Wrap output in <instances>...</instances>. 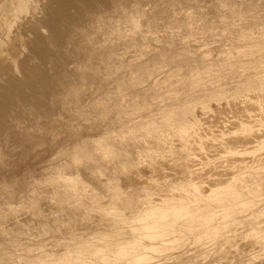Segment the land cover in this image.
I'll list each match as a JSON object with an SVG mask.
<instances>
[{"label":"rangeland","instance_id":"obj_1","mask_svg":"<svg viewBox=\"0 0 264 264\" xmlns=\"http://www.w3.org/2000/svg\"><path fill=\"white\" fill-rule=\"evenodd\" d=\"M71 3L73 9L65 10L56 36L57 47L45 45L36 52L42 68L32 73L31 83L21 88L0 75V264H23L19 260L29 249L39 253L47 241L70 240L74 231L65 225L85 214L93 195L107 201L109 181L122 178L125 166L137 167L157 154L155 140L162 137L164 112L264 75V49L251 55L247 47L264 42V0ZM135 18L137 28L132 25ZM244 47L249 49L242 55ZM214 113L201 116L218 132L222 114ZM144 129L158 130L150 135ZM103 147L110 151L108 159L102 157ZM71 176L93 187V193L71 189ZM245 216L240 214L243 220ZM249 222L215 237L189 233L180 246L153 253L148 262L103 264H264V249L259 254L256 249L237 250L244 247ZM228 239L233 245L224 244Z\"/></svg>","mask_w":264,"mask_h":264},{"label":"bare ground","instance_id":"obj_2","mask_svg":"<svg viewBox=\"0 0 264 264\" xmlns=\"http://www.w3.org/2000/svg\"><path fill=\"white\" fill-rule=\"evenodd\" d=\"M71 2L72 0H0V75L21 88L31 83L32 73L42 68L36 61V52L45 45H53V49L57 47L56 36L62 29L65 10L73 9ZM132 21L131 24L137 28L138 20L135 18ZM255 42L257 43L246 44L250 49L244 47L242 50L249 49L251 55L262 52L264 42ZM232 49H228V53ZM239 50L241 48L237 51ZM244 54L246 50L242 55ZM195 76L194 79L199 78ZM199 81L196 80V83ZM211 111L222 114L218 121L222 124L217 125L219 129L216 133L213 132L215 129H210L209 121L201 116H206ZM164 113L162 121L157 118L162 123L161 128L159 127L162 137L157 135L158 138H155L156 156L150 157L145 163H137V167L125 166L122 178L109 181L107 201H101V197L93 195L90 204L86 205L85 214L76 216V220H70L65 225L67 229L74 231L70 240L47 241L45 248L39 253L29 249L25 257L19 260L20 263L148 262L153 258V253L159 255V252H166L168 248L180 246L189 233L199 231L200 236L215 237L222 235L224 229L231 226L238 229V224H244L248 220L251 222L244 235L246 242L244 241V247H238L237 250L256 249L258 254L261 253L264 249V75L238 85L233 91L212 90L190 104ZM226 116L231 118L225 119ZM233 117L234 121H230ZM153 124L155 128L156 125ZM142 128L149 129L146 126ZM146 129L143 133H149L150 130ZM153 130L151 129V133ZM156 130L158 129L154 131ZM122 135L124 137L125 134ZM142 137H139L140 141ZM174 139L177 144L173 142ZM99 145L101 147L100 143ZM109 149L104 150L103 156L101 154L103 159L110 156ZM151 152L149 154L152 155ZM163 152H168L169 158ZM144 154L149 156L145 151ZM118 155L114 157L118 158ZM91 157L90 160L95 161ZM248 157L251 159L246 160ZM169 169L177 177L179 175L177 180H174L175 174L167 171ZM172 175L174 178H171ZM71 177V189L80 188L81 193L86 191L87 195L89 192L93 193V187L90 189L79 177ZM158 185H165L166 189H158ZM242 213L246 214L244 220L240 218ZM96 227L104 230L96 231ZM233 239L226 240L224 244L233 245Z\"/></svg>","mask_w":264,"mask_h":264}]
</instances>
